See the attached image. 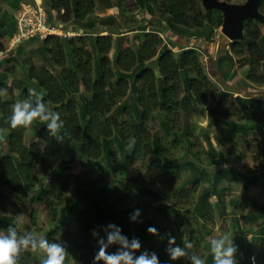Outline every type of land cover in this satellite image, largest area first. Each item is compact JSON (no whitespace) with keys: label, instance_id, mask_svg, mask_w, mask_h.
Returning <instances> with one entry per match:
<instances>
[{"label":"trees","instance_id":"16d2710c","mask_svg":"<svg viewBox=\"0 0 264 264\" xmlns=\"http://www.w3.org/2000/svg\"><path fill=\"white\" fill-rule=\"evenodd\" d=\"M10 1L14 11L22 2H34ZM43 1L49 13L55 11L59 20L72 22L74 29L80 30L82 27L87 32L82 37L66 39L63 43V39L57 36L42 41L50 62L59 69L57 76L45 67L39 69L28 59L23 60L24 78L20 99L23 101L28 98L29 86L34 84L36 93L42 96L49 110L52 107L51 111L60 114L62 127L57 136L61 140L50 137L47 126L36 120L33 124L40 126L37 139L27 145L25 134L28 128L12 129L7 123L14 102H6L0 97V132H8L6 145L0 140V230L6 231L15 220L8 210V205L13 203L11 194L20 198L31 195L35 204L52 200L56 207H62L64 198L74 184L77 214L68 221L62 217L44 236L50 242H56L59 232L66 236L72 227H79L80 242H64L68 251L65 264L72 257L79 258L76 261L78 264H92L94 254L98 251V243L92 232L99 230L104 235L103 227L110 223L119 226L122 234L129 239L138 238L141 244L146 242L155 253L158 251L159 254H156L160 264H184L179 260L172 261L168 256V236H174L177 244L184 245L183 227L192 223L182 219L183 207L198 193L201 183H206L207 180L208 187L199 195L194 210H186L196 222L199 219L213 221L217 209L226 215L228 187L236 181L242 183L243 199L230 203L235 211L240 212L246 204V196L251 193V187L257 183L255 174H245L241 166L242 155H236L229 161L222 152H216L209 132H204V138L212 152L211 160L215 171L210 173L203 168L197 154V159L185 162L194 174L190 187L177 186L185 168L184 163L161 157L163 151L181 147L184 142L188 152L192 153L197 148L199 139L193 132L194 124H191L190 119L198 114L199 107L209 102L217 103L214 110L217 118H249L248 121L252 122L244 126L228 123L232 135L242 129L248 132L257 130L264 135L262 112L259 113L253 108L255 99L237 96L229 104L228 94H215L216 86L202 66L199 49L181 47L176 54L173 52V48L179 46L176 41L168 38L170 44L163 43L162 34L167 31L180 38H186L189 34L197 38L201 36L207 42L213 40L223 24L222 13L217 10L206 11L201 0H134L141 10L152 18L160 16L161 21L165 20L166 24L160 23L161 27H157L158 23L152 24L150 32H147L148 26L139 25L136 31L142 36L136 50L123 46L124 38L118 37V50L113 62L109 57L113 49L112 36L94 35L91 32L94 26L91 23L83 24L94 14L96 0ZM106 1L109 5L112 2ZM221 1L234 4L243 0ZM115 4L120 14L127 16L126 0H115ZM259 10L264 12V0H260ZM108 21L114 20L111 17V20L108 18L104 23ZM261 26L257 21H247L245 40L232 42L229 52L231 56L226 53L218 58L219 66L226 60L233 61L234 58L246 62L249 65L245 72L247 81L260 86L264 83V69H261L260 64L264 62V33L260 30ZM14 32L16 21L11 16L0 24V33L10 40ZM85 37H91L95 54L89 51ZM68 52L72 57V67L67 66ZM6 80L7 74L3 72L0 74V88L8 89ZM156 114L161 118V134L153 133L150 126L156 119ZM182 115L186 121L183 129L179 126ZM262 142L264 143V138ZM262 151L258 169L264 184V146ZM153 154L157 159L147 166L144 173L143 192L146 197L153 194L156 202L162 200L170 207V211L158 208L166 222L165 226L150 218V212L143 210L144 206L141 204L131 206L134 198L133 184L122 182L128 168L145 161ZM41 158L47 167H54L51 169V176L46 179V184L38 188ZM118 158L122 163L119 173H110L109 181L96 176L99 171L108 174L107 168L113 166ZM76 164L83 168L79 174H74L71 170ZM99 183L98 188L94 189ZM157 186L160 187V192L149 190ZM213 197L216 199L215 203L211 202ZM260 207V211L249 212L245 216L248 222L257 226L256 230L248 229L253 234L252 242L256 244L264 243V205ZM135 209L141 211L135 222L137 234L132 228L134 221L131 219ZM143 216L146 217L144 224L141 221ZM238 221L240 222L239 219ZM239 222L234 239L238 246V264H252L250 258L257 256L253 254L251 247L248 251L244 249L247 234L240 229ZM150 226L158 230V236L148 235L147 229ZM195 232L190 230L186 236L187 242H195L190 251L197 254L203 239L197 238ZM207 234L209 243L213 238L220 237L215 235L213 229ZM118 247L112 246L108 251L115 252ZM208 253L205 264H214L210 249ZM256 253L259 257L257 262L260 260L256 264H264V250L258 249ZM17 264H41V259L35 257L31 251H25L20 254ZM186 264H190V261L187 260Z\"/></svg>","mask_w":264,"mask_h":264},{"label":"rangeland","instance_id":"374dc122","mask_svg":"<svg viewBox=\"0 0 264 264\" xmlns=\"http://www.w3.org/2000/svg\"><path fill=\"white\" fill-rule=\"evenodd\" d=\"M43 1V0H42ZM246 0L237 3H244ZM44 2V1H43ZM45 4V3H44ZM46 6V5H45ZM127 16H123L120 14L119 9L115 4V0H112L111 4L106 0H96V9L94 14L90 15L87 20L83 24L91 23L94 27L91 29V32L94 35L99 36H112L113 38V49L109 55V57L115 62L116 52L118 50V37L124 38L123 46H130L134 50L138 48L140 44V32H137L136 29L139 28V25H146L147 32L151 31L152 24H157V27H161L160 23L163 25L166 24V21L160 19L158 15L152 18L145 11L141 10L134 0H126ZM264 14V12H262ZM16 11H14L13 3L10 0H0V24L5 22L8 17H15ZM113 18V22L104 23L106 19ZM129 18V19H128ZM131 18V19H130ZM72 22L69 25L72 26ZM100 23H104V25H100ZM71 28V27H70ZM132 30V31H131ZM262 33H264V26L260 27ZM82 33L87 32L82 27L80 30ZM194 33V31H192ZM192 33V34H193ZM80 36H84L80 34ZM163 43L170 44L168 38L176 41L179 46L173 48L174 53H178L181 47L187 48H197L200 50L201 62L202 66L205 69L207 75L210 77L212 82L215 84V94H219L220 92H225L230 97L228 98V103L230 104L237 96L242 97H251L255 99V103L253 104V108L257 110L259 113L262 112L261 119L264 121V83L260 86L257 84H253L247 81L245 72L249 68V65L246 62H243L237 58H234L233 61H224L222 66H219L218 58L224 56L226 53L230 54V41H224L223 35L219 30H217L218 41H206L201 36L195 37L193 35H186V38H180L179 36H174L170 31L162 34ZM88 49L93 54V48L91 45V37H85ZM64 40H61L63 43ZM11 39L9 40L6 35L0 33V49L3 50L0 52V74L3 72L7 74L6 84L8 86L7 94L0 96L6 102H18L20 99V90L22 86V78H24V61L28 59L30 63L35 64L37 68L41 69L43 67L49 69L51 73L56 74L59 69L52 65L50 62L46 52L43 49L42 40L38 38H32L23 44H21L18 48H11ZM67 66L72 67V57L69 52L67 53ZM261 69H264V62H260ZM29 88L31 90L37 91L36 86L34 84H30ZM9 90V91H8ZM83 91V88H81ZM215 104L217 103H207L205 106L199 107V112L191 117V124H194L193 132L198 137L199 141L197 148L188 152L187 144L184 142L181 147H177L173 150H165L162 152L161 157H168L172 159H177L184 163L185 168L182 171V177L178 187H190L191 179L194 174L190 167L187 166L185 162L192 159H197V154L201 159V164L203 168L207 169L210 173L215 171V166L212 163L211 156L212 152L208 149V145L205 142L204 132H209L212 142L215 146L216 152H222L229 161L233 160V157L236 155H242L243 162L241 166H243V170L246 175L255 174L257 183L251 187V193L246 196V204L244 208L239 211L234 210L233 204L230 202H237L243 199L242 192V183L236 181L232 185L229 186V193L226 201V215H223L219 209L216 210L215 218L211 222H205V220L199 219V222L193 220L189 213H186V210H194V204L199 199V195L204 192V190L208 187L207 180L206 183H201L200 189L198 193H195L192 199L183 207L184 213L182 219L186 222L189 221L190 224H185L183 227L182 233L185 236L183 239V244L188 241V236L186 234L190 230H195L197 238L203 239L200 243V247L198 248L197 254L202 258H206L208 256V252L210 249L209 237L207 232L210 229H213L216 234L219 233V236L224 234H230L231 239H235L237 235V222L240 220V229L243 233L246 232V240L244 243V249L248 251L251 247L253 249V254L257 256L258 259V249L264 250V243L261 242L256 244L252 242L251 237L252 234L248 232V229L251 228L253 230L257 229V226L248 222L245 219L246 214L249 212H258L261 210L262 205H264V184L261 180V174L259 171V157L263 152L264 143L262 142V138L264 135L257 130L254 131H245L241 130L236 135H232L230 131V127L228 123L232 122V124H240L241 126L252 124L251 121H248L249 118L239 119L237 117H230L228 120H223L221 118H217L215 116ZM236 106L241 108L240 104L236 103ZM80 108V104H79ZM52 107L50 108V110ZM156 119L150 123L153 133L161 134V118L156 114ZM179 126L183 129L185 128V117L182 115L180 117ZM42 124V123H40ZM39 125L33 124L28 127V130L25 134V143L30 145L31 142L36 141L37 132L39 129ZM8 136V132H0V140L6 145L5 138ZM119 159V158H118ZM157 159V156L153 154L151 157L146 159L145 161H140L135 165L131 166L126 176L122 177V182H131L133 184L132 191L134 192V198L131 206H135L137 204H141L143 210H148L150 212V218L162 224V226L166 225L161 213L158 212V208L170 211V207H168L165 202L155 201L154 195H150L146 197L143 188L144 181L143 176L146 172L147 166L151 164L153 160ZM193 161V160H192ZM102 165V163H101ZM54 167V166H53ZM53 167L51 169H53ZM122 168V163L120 159L116 161L113 166L107 168L108 174L104 172H97V177L101 179H106V181L110 180V173H119ZM51 169L49 166L47 167L44 163L43 158L40 159L39 162V184L38 188L45 185L46 179L51 176ZM82 166L80 164H76L71 169L74 174H79L82 170ZM94 175V174H93ZM140 176V177H138ZM95 178V177H94ZM107 183V182H106ZM98 185L94 187L97 189ZM119 185V184H116ZM151 192H160V187L157 186L155 188L149 189ZM126 191V190H125ZM127 192H131V190H127ZM75 194L76 187L74 184L71 185V188L64 198V204L62 207H56L52 200H48L43 204H35L32 202L31 195L20 198L17 195L11 194L10 197L13 200V203L8 205L9 215L15 218V215L21 214L22 223L19 225V231L23 232H34L37 238H44L45 234L52 230L56 226V224L61 220L62 217H65L68 221L70 218L74 217L77 214V210L75 207ZM153 200V201H151ZM171 202V201H170ZM212 203L216 202L215 197L211 199ZM145 212V211H143ZM145 214V213H143ZM65 215V216H64ZM148 217V216H147ZM243 218V219H242ZM146 217L143 216L142 224L146 221ZM246 220V221H245ZM205 222V223H204ZM36 225V226H35ZM132 228L137 234V226L134 222ZM148 235L153 236L148 232ZM94 237V236H93ZM203 237V238H202ZM81 238V231L79 227H72L67 233L66 236L63 233L59 232L58 236L55 238L56 242H76L79 243ZM79 239V240H78ZM67 240V241H66ZM195 241V240H194ZM195 242L192 243L194 246ZM147 250L150 253L154 252L149 244L146 242L142 243V248L140 251ZM31 251L35 257L39 259L44 258V254L40 251ZM156 253L159 254L157 251ZM140 253L137 252V255ZM79 258L72 257V260L68 262V264H78ZM179 261L187 263L186 258H181ZM260 261V260H259ZM258 261V262H259ZM257 262V263H258ZM80 264V263H79Z\"/></svg>","mask_w":264,"mask_h":264},{"label":"clouds","instance_id":"9594fccd","mask_svg":"<svg viewBox=\"0 0 264 264\" xmlns=\"http://www.w3.org/2000/svg\"><path fill=\"white\" fill-rule=\"evenodd\" d=\"M7 94V88H0V96ZM36 120L47 126L50 137L61 140L57 133L62 127L60 114L49 110L42 96L34 90H29L28 98L11 105V115L7 123L12 129L28 128ZM141 215L140 209H135L131 219L136 222ZM22 223L21 214L15 215L13 224L7 230H0V264H17L22 252L32 250L44 254L41 264H65L68 254L63 242H50L46 238H37L34 232H19ZM147 231L152 235H159L155 227L150 226ZM104 235L99 230H93L92 235L98 243V251L94 254L92 264H160L158 255L147 250L140 251L142 244L138 238L129 239L122 234V229L114 223L103 227ZM119 246L115 252H109L112 246ZM193 245L186 242L183 246L177 244L176 238L169 234L166 252L172 261L186 258L190 264H205V259L192 253ZM137 252L140 254L137 255ZM210 252L214 264H238L236 254L238 246L230 238V234L221 235L210 241ZM255 264L256 257L252 258Z\"/></svg>","mask_w":264,"mask_h":264},{"label":"built area","instance_id":"2783aa9c","mask_svg":"<svg viewBox=\"0 0 264 264\" xmlns=\"http://www.w3.org/2000/svg\"><path fill=\"white\" fill-rule=\"evenodd\" d=\"M15 21L16 32H14L15 34L10 42L12 49L18 48L21 44L32 38L44 41L49 37L57 36L62 39L71 40L82 37L80 34L85 35V33L74 29L69 23L59 20L57 12L52 11L49 13L42 0L19 4L16 10ZM256 262L257 259L255 264Z\"/></svg>","mask_w":264,"mask_h":264},{"label":"water","instance_id":"95a60500","mask_svg":"<svg viewBox=\"0 0 264 264\" xmlns=\"http://www.w3.org/2000/svg\"><path fill=\"white\" fill-rule=\"evenodd\" d=\"M206 11L217 10L223 15L220 31L224 41H244L245 24L257 21L264 24V15L259 10L260 0H246L244 3H228L221 0H201ZM212 41H218L214 38Z\"/></svg>","mask_w":264,"mask_h":264},{"label":"crops","instance_id":"0c3cea01","mask_svg":"<svg viewBox=\"0 0 264 264\" xmlns=\"http://www.w3.org/2000/svg\"><path fill=\"white\" fill-rule=\"evenodd\" d=\"M251 234H252V233H251ZM215 235H216V233H215ZM217 235L219 236V233H218ZM252 237H253V234H252ZM252 237H251V238H252ZM207 244H209V245H210V243H207Z\"/></svg>","mask_w":264,"mask_h":264}]
</instances>
